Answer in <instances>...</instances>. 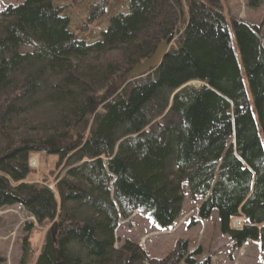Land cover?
<instances>
[{"label": "trees", "instance_id": "1", "mask_svg": "<svg viewBox=\"0 0 264 264\" xmlns=\"http://www.w3.org/2000/svg\"><path fill=\"white\" fill-rule=\"evenodd\" d=\"M109 1L91 4L88 20ZM64 10L52 0L0 10V210L57 224L38 250L23 239L20 264H212L186 239L160 258L134 240L117 245L134 211L172 230L183 184L198 220L216 212L234 249L257 242L264 254L263 23L230 18L231 34L219 0H130L87 43ZM167 40L158 67L126 80ZM39 154L58 158L46 185L28 182Z\"/></svg>", "mask_w": 264, "mask_h": 264}, {"label": "rangeland", "instance_id": "2", "mask_svg": "<svg viewBox=\"0 0 264 264\" xmlns=\"http://www.w3.org/2000/svg\"><path fill=\"white\" fill-rule=\"evenodd\" d=\"M54 5L65 7L63 15L69 18V29L77 40L92 43L100 39L109 20L116 14H126L129 11L130 0H110L105 13L98 19L89 21L90 5L98 0H52ZM227 18V26L232 34L230 18H238L245 22L259 25L263 23L264 33V5L257 9L246 7V0H219ZM21 0H0V10L9 4H18ZM237 52V47L233 45ZM31 49L22 48L21 52ZM195 86L198 84L195 83ZM119 89V88H117ZM246 91L248 88L246 87ZM250 104L251 97L248 93ZM56 156L44 154L33 155L29 165L33 173L28 177L29 183L46 185V176L56 170ZM60 168L56 170L58 173ZM183 203L177 225L169 231H160L155 224L143 213L134 211L127 221H119L116 230L117 245L124 240H134L152 257L165 256L178 239H186L190 249L200 247L204 254L212 258V264H264V254L261 253L257 242H247L242 248L234 249L228 236L220 232L219 220L216 212L204 221L196 216L199 198H191L187 186L182 185ZM0 257L5 259L4 264H20L23 239L28 238L31 248L38 250L41 247L46 231L51 228L38 226L20 206H13L0 210ZM197 221L194 226L190 221ZM31 224L32 229L26 232L25 224ZM233 229H238V221H232ZM33 258V257H32ZM30 262V261H29ZM28 262V263H29Z\"/></svg>", "mask_w": 264, "mask_h": 264}, {"label": "water", "instance_id": "3", "mask_svg": "<svg viewBox=\"0 0 264 264\" xmlns=\"http://www.w3.org/2000/svg\"><path fill=\"white\" fill-rule=\"evenodd\" d=\"M168 42L169 40H167L164 44H160L156 49L155 53L149 59L135 66L126 76V80L136 78L150 71L151 69L158 67L162 63L168 51ZM121 86H122V82H117V84L115 85V89L120 88ZM87 128H88L87 122L81 123L78 127L81 134H83L87 130ZM49 232H50V237L54 242L57 234L56 223L52 224L51 228L49 229Z\"/></svg>", "mask_w": 264, "mask_h": 264}]
</instances>
